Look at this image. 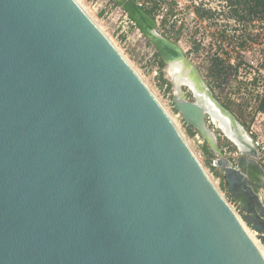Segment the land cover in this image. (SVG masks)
Here are the masks:
<instances>
[{
  "label": "water",
  "instance_id": "water-1",
  "mask_svg": "<svg viewBox=\"0 0 264 264\" xmlns=\"http://www.w3.org/2000/svg\"><path fill=\"white\" fill-rule=\"evenodd\" d=\"M115 2L178 68L174 111L217 157L264 249V200L240 167L259 166L244 126L148 14ZM0 264H264L164 107L75 0H0Z\"/></svg>",
  "mask_w": 264,
  "mask_h": 264
},
{
  "label": "built area",
  "instance_id": "built-area-1",
  "mask_svg": "<svg viewBox=\"0 0 264 264\" xmlns=\"http://www.w3.org/2000/svg\"><path fill=\"white\" fill-rule=\"evenodd\" d=\"M78 1L92 14L117 13L123 18L124 31L131 28L138 38L146 39L115 0ZM130 1L152 18L155 31L160 36L182 51L215 98L221 103H230L239 112L232 113L244 126L257 150L256 162L264 171V4L255 7L254 0ZM156 53L152 48L149 57L155 58ZM159 72L160 67L156 62L151 67L152 78L158 79ZM166 87L165 84L163 88ZM170 104L173 108L172 100ZM164 109L169 114L165 107ZM173 117L178 126L182 123L185 125L180 114L174 111ZM207 123L215 130L209 118ZM178 130L180 131V127ZM180 133L183 135L181 131ZM219 136L225 138L221 132L217 137ZM192 137L198 145L205 144L198 134L195 133ZM220 149L228 159L234 160L238 156L237 151H233L227 144ZM209 166L213 171L217 169V157L209 158ZM212 173L208 175L213 184L246 232L255 240L257 233L244 222L237 204L225 197V191L219 185L220 180H214Z\"/></svg>",
  "mask_w": 264,
  "mask_h": 264
},
{
  "label": "rangeland",
  "instance_id": "rangeland-1",
  "mask_svg": "<svg viewBox=\"0 0 264 264\" xmlns=\"http://www.w3.org/2000/svg\"><path fill=\"white\" fill-rule=\"evenodd\" d=\"M84 6V4H82ZM89 14L94 18V21L96 22V25L100 27L103 32L106 34V36L110 39L111 43L118 49V51L122 54V56L126 59V61L130 64V66L135 70V72L140 76V78L145 82V84L148 86L150 91L153 93V95L158 99V101L161 103L162 106H164L169 114H171V118L176 123L177 128L180 127V131L183 133L186 142L192 149V151L197 155L198 160L204 167L207 173L213 174V179H219L220 180V187L223 191H225V197L228 200L234 201L232 197L228 194L226 190V186L223 182L222 178H219L215 175V172L218 173L216 170L213 171L210 169L209 166V157L205 153V150L202 151V148H205V144L203 146L198 145L196 142H194L193 137L190 136L188 132V127L184 125L182 122V125L177 124L173 117L174 110L171 107L170 101L172 100V94H173V84L171 82V78L168 74L167 67L164 64L163 66L160 65V59L159 57L155 56V58H150L149 53L152 50V45L143 38H138L135 31H133L131 28L127 30H123V18H121L117 13H104L99 12L92 14L89 12ZM158 63L160 67L159 72V78L154 79L151 75V67ZM167 85V87L164 89L163 86ZM170 84V85H169ZM188 96L190 99L193 100V97L190 93H188ZM225 103V102H224ZM216 126V125H215ZM210 128H213L212 125ZM215 133L218 136L220 134V131L215 129ZM182 135V136H183ZM218 142L221 145H229L230 148L233 151H237L236 147L225 137L223 139L219 136ZM222 177V176H221ZM236 203V202H235ZM237 204V203H236ZM238 209L239 206L237 205Z\"/></svg>",
  "mask_w": 264,
  "mask_h": 264
},
{
  "label": "crops",
  "instance_id": "crops-1",
  "mask_svg": "<svg viewBox=\"0 0 264 264\" xmlns=\"http://www.w3.org/2000/svg\"><path fill=\"white\" fill-rule=\"evenodd\" d=\"M226 104H229V109L235 113L238 114L239 112L235 109L232 108V105L228 102H225ZM224 104V103H223ZM188 132H194L193 129L188 128ZM220 148H222V145L219 144ZM205 150V153L208 155L209 158H211L212 156L210 155V153L208 152L206 146L205 148H202V151ZM254 163L256 162V159H253ZM243 171L247 174V176L249 177L251 183H252V187L255 191L260 192L259 195L261 197V199L264 200V171L260 168V166H255V165H250V164H245L242 163L240 166ZM218 172V174L221 176V174L219 173L218 170H216ZM255 184V185H254Z\"/></svg>",
  "mask_w": 264,
  "mask_h": 264
},
{
  "label": "bare ground",
  "instance_id": "bare-ground-1",
  "mask_svg": "<svg viewBox=\"0 0 264 264\" xmlns=\"http://www.w3.org/2000/svg\"><path fill=\"white\" fill-rule=\"evenodd\" d=\"M76 1V3L84 10V12H86V14L90 17V19L96 24V22L94 21V18H92V16L89 14V12L84 8V6L78 1V0H75ZM102 32H103V30L100 28V27H98ZM104 33V32H103ZM105 34V33H104ZM105 36H106V34H105ZM108 38V37H107ZM109 39V38H108ZM110 40V39H109ZM175 70H178V68H175L174 70H171V69H168L167 71H168V74H169V76L171 75V76H174L175 75ZM214 122H215V125L217 126V127H221V128H223V126H222V124H220L217 120H214ZM174 124H176L175 122H174ZM177 126V125H176ZM255 241V243H256V245L258 246V248L260 249V251L262 252V254L264 255V249H263V247L259 244V242L255 239L254 240Z\"/></svg>",
  "mask_w": 264,
  "mask_h": 264
},
{
  "label": "trees",
  "instance_id": "trees-1",
  "mask_svg": "<svg viewBox=\"0 0 264 264\" xmlns=\"http://www.w3.org/2000/svg\"><path fill=\"white\" fill-rule=\"evenodd\" d=\"M254 2H255V7H257V6H261L262 4H264V0H254ZM148 41V40H147ZM149 42V41H148ZM150 43V42H149ZM157 54V56L159 57V59H160V65L161 66H163L164 64V62L162 61V59L160 58V56L158 55V53H156ZM170 85V84H169ZM224 105L227 107V108H229V104H225L224 103ZM189 134H190V136H194L195 135V132H189ZM207 148V147H206ZM215 175L217 176V177H219V178H222L218 173H216L215 172Z\"/></svg>",
  "mask_w": 264,
  "mask_h": 264
},
{
  "label": "flooded vegetation",
  "instance_id": "flooded-vegetation-1",
  "mask_svg": "<svg viewBox=\"0 0 264 264\" xmlns=\"http://www.w3.org/2000/svg\"><path fill=\"white\" fill-rule=\"evenodd\" d=\"M185 91L187 92V96H188V93H190V92L187 91V90H185ZM190 94H191V93H190ZM191 96H192V95H191ZM188 99H189V100H192V99L189 98V96H188ZM222 104H223V103H222ZM223 105H224V104H223ZM224 106H225V105H224ZM228 109H229V108H228ZM211 122H212V121H211ZM254 185H255V184H254Z\"/></svg>",
  "mask_w": 264,
  "mask_h": 264
}]
</instances>
